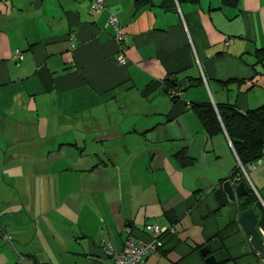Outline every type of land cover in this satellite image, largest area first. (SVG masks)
<instances>
[{
	"label": "crops",
	"instance_id": "crops-1",
	"mask_svg": "<svg viewBox=\"0 0 264 264\" xmlns=\"http://www.w3.org/2000/svg\"><path fill=\"white\" fill-rule=\"evenodd\" d=\"M91 1L0 0V264H114L101 241L147 240V222L171 229L144 264H205L214 239L216 264H264L239 196L213 194L238 182L229 140L187 106L264 104V0ZM245 171L264 205V155Z\"/></svg>",
	"mask_w": 264,
	"mask_h": 264
},
{
	"label": "trees",
	"instance_id": "trees-1",
	"mask_svg": "<svg viewBox=\"0 0 264 264\" xmlns=\"http://www.w3.org/2000/svg\"><path fill=\"white\" fill-rule=\"evenodd\" d=\"M176 1L196 3L199 0ZM237 2L238 0H220L222 5L231 7H235ZM254 56L256 62L264 66V47L255 49ZM177 85L178 83H175L172 78L165 81L166 88H175ZM189 106L208 135L222 131L226 134L236 156V164L232 169L231 176L237 175L236 180L245 182L247 190L244 196L239 197V210L247 207L252 208L256 215V227L260 226L264 229V207L260 203L257 194L247 183L237 163L239 162L246 170L249 165L257 162L264 155V104L244 111L238 110L234 104L227 102L212 105L209 101H201L192 103Z\"/></svg>",
	"mask_w": 264,
	"mask_h": 264
},
{
	"label": "built area",
	"instance_id": "built-area-1",
	"mask_svg": "<svg viewBox=\"0 0 264 264\" xmlns=\"http://www.w3.org/2000/svg\"><path fill=\"white\" fill-rule=\"evenodd\" d=\"M104 7V0H93L90 3V9L94 11H100ZM106 24L111 28L113 35V41L120 47L122 43L128 38L126 33H123L120 29L118 19L113 14L108 16ZM20 52L15 50L14 58H19ZM116 61L119 64L124 65L126 59L123 55H118ZM178 94V92L172 91L171 95ZM189 106V104H187ZM240 167L245 179H247L246 171ZM143 229L149 234L147 240H136L131 235H127L123 241L120 249H114L108 241H101L104 247L105 255L112 259L114 264H144L146 256L149 254H158L161 248L160 235L171 229L168 226H161L155 222H147L144 224ZM263 242H264V229L260 226L257 227Z\"/></svg>",
	"mask_w": 264,
	"mask_h": 264
},
{
	"label": "water",
	"instance_id": "water-1",
	"mask_svg": "<svg viewBox=\"0 0 264 264\" xmlns=\"http://www.w3.org/2000/svg\"><path fill=\"white\" fill-rule=\"evenodd\" d=\"M184 89L185 87L181 85L177 87V91H182ZM246 193L245 182L239 181L233 184L229 180H224L220 186L216 187L213 191L214 197L217 199L219 205H223L227 199L233 200L235 196H244ZM237 220L243 232L248 235L247 241L250 248L264 258V242L256 227V215L253 209L247 207L240 210ZM199 252L204 257L205 264H216L227 258L224 251L220 248L217 239L210 241L207 246L200 248Z\"/></svg>",
	"mask_w": 264,
	"mask_h": 264
},
{
	"label": "rangeland",
	"instance_id": "rangeland-1",
	"mask_svg": "<svg viewBox=\"0 0 264 264\" xmlns=\"http://www.w3.org/2000/svg\"><path fill=\"white\" fill-rule=\"evenodd\" d=\"M246 181H247V179H246ZM247 183H248V181H247Z\"/></svg>",
	"mask_w": 264,
	"mask_h": 264
}]
</instances>
